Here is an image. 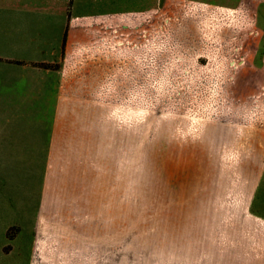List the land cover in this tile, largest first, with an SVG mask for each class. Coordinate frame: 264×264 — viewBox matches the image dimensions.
Listing matches in <instances>:
<instances>
[{"label": "rangeland", "instance_id": "obj_1", "mask_svg": "<svg viewBox=\"0 0 264 264\" xmlns=\"http://www.w3.org/2000/svg\"><path fill=\"white\" fill-rule=\"evenodd\" d=\"M125 1L89 13L80 143L0 119V264H264V2Z\"/></svg>", "mask_w": 264, "mask_h": 264}, {"label": "crops", "instance_id": "obj_2", "mask_svg": "<svg viewBox=\"0 0 264 264\" xmlns=\"http://www.w3.org/2000/svg\"><path fill=\"white\" fill-rule=\"evenodd\" d=\"M255 1L240 0L238 6H222L220 10L236 11L240 6L257 5ZM129 7L125 0H0V119H51L50 129H46V152L67 150L61 146L80 143L75 135L77 129L81 135L85 119V107L79 103L81 70H85L81 56L97 51L98 20L115 21L112 14L92 19L89 13L141 11ZM88 19V23H79ZM85 36L91 44L87 45Z\"/></svg>", "mask_w": 264, "mask_h": 264}]
</instances>
